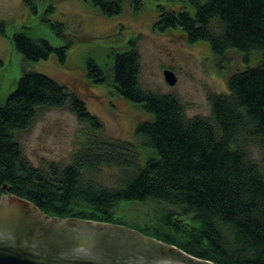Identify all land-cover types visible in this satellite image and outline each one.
<instances>
[{
    "label": "trees",
    "instance_id": "16d2710c",
    "mask_svg": "<svg viewBox=\"0 0 264 264\" xmlns=\"http://www.w3.org/2000/svg\"><path fill=\"white\" fill-rule=\"evenodd\" d=\"M23 1L36 9L34 0ZM86 1L107 17L120 13L125 0ZM188 1L193 13L158 5L155 26L179 27L189 43L206 41L221 58L231 48L259 57L230 75L227 91L208 95L211 115L188 117L177 96L142 89L135 37L111 48L110 73L88 58L89 77L109 82L150 115L134 131L153 151L140 164L138 145L102 136L101 121L73 89L22 70L0 102V197L25 198L50 217L123 224L216 264H264V0ZM129 2L136 10L144 0ZM62 26L52 24L58 34ZM11 42L23 61L34 62L52 53L63 62L70 45L55 47L23 31ZM40 107H67L89 130L64 166H34L15 138ZM249 144L259 148L262 163L252 159ZM104 167L116 169L111 185L96 176ZM134 204L143 209L129 210Z\"/></svg>",
    "mask_w": 264,
    "mask_h": 264
},
{
    "label": "rangeland",
    "instance_id": "374dc122",
    "mask_svg": "<svg viewBox=\"0 0 264 264\" xmlns=\"http://www.w3.org/2000/svg\"><path fill=\"white\" fill-rule=\"evenodd\" d=\"M33 2L34 10L23 0H0V23L3 25L0 27L3 29V32L0 30V102L15 88L22 70L46 74L66 84L84 100L90 113L101 121L102 136L138 145L140 164L153 151L141 145V138L134 131L137 123L149 119L150 115L140 105L119 95L109 82L89 77L85 71L88 58H93L102 70L110 73L111 48L124 47L135 37L142 89L177 96L188 117H209L208 95L227 91L230 75L256 65L259 59L256 52L245 58L235 48L227 50L221 58L211 51L206 41L189 43L179 27L159 29L155 26L159 18L158 5L174 10L184 7L193 13L195 6L188 0H144L136 10L125 0L120 13L107 17L86 0ZM56 22L63 24L59 29L62 34L52 28ZM20 31L33 38H44L55 47L69 41L63 62L55 53L35 62L23 61L11 42L12 34ZM164 68L175 73L174 86L164 80ZM88 132L87 126L69 108L40 107L31 124L16 132L15 138L34 166L44 167L51 162L64 166ZM248 149L252 159L262 163L259 148L249 144ZM116 173L115 168L104 167L96 176L111 185ZM130 206L131 211L143 209L135 204Z\"/></svg>",
    "mask_w": 264,
    "mask_h": 264
},
{
    "label": "water",
    "instance_id": "95a60500",
    "mask_svg": "<svg viewBox=\"0 0 264 264\" xmlns=\"http://www.w3.org/2000/svg\"><path fill=\"white\" fill-rule=\"evenodd\" d=\"M173 85L175 73L163 69ZM0 264H216L123 224L48 216L32 201L0 197Z\"/></svg>",
    "mask_w": 264,
    "mask_h": 264
}]
</instances>
